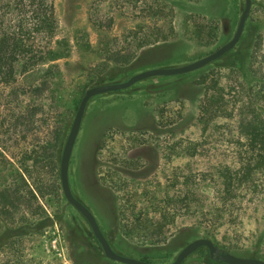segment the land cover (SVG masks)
Here are the masks:
<instances>
[{
  "label": "rangeland",
  "instance_id": "obj_1",
  "mask_svg": "<svg viewBox=\"0 0 264 264\" xmlns=\"http://www.w3.org/2000/svg\"><path fill=\"white\" fill-rule=\"evenodd\" d=\"M245 5L246 0H55L57 46L65 57L36 66L18 82L21 88L43 77L50 82L41 99H23L30 106L45 104L39 128H15L8 110L0 118V191L22 192L13 197L10 216L18 221L14 226L32 234L20 245L30 264H123L105 256L89 223L63 193L60 162L81 100L91 87L213 53L232 39ZM162 35L169 40L153 42ZM143 37L153 44L139 46ZM4 92L0 88V99ZM212 95L223 99L206 112L203 105ZM257 104L264 108V0H252L243 36L228 55L193 72L151 77L89 102L71 158L70 184L117 253L169 264L191 241L212 239L205 229L211 228L218 232L219 252L225 247L264 259V195L259 192L241 194L233 215L215 227L200 225L194 215L179 216L160 243L128 234L125 226L147 208V195L181 189L172 187L177 170L216 177L221 164L236 166L240 115ZM60 127L58 163L52 168L44 159L33 166L35 152L54 142ZM212 184L199 188L206 205L216 194ZM125 199L132 201L122 213ZM1 226L0 264H14L19 247L4 248ZM208 255L201 248L184 264H210Z\"/></svg>",
  "mask_w": 264,
  "mask_h": 264
},
{
  "label": "trees",
  "instance_id": "obj_2",
  "mask_svg": "<svg viewBox=\"0 0 264 264\" xmlns=\"http://www.w3.org/2000/svg\"><path fill=\"white\" fill-rule=\"evenodd\" d=\"M58 28L55 0H0V88L5 89V95L0 99V118L3 112L8 110L14 118L15 128L20 125H24L27 130L39 128L37 123L42 121L39 115L45 112V104L30 106L23 99H41L49 89L50 82L43 77L38 84L30 88H21L18 82L24 74L29 73L36 66L48 60L65 57L57 46ZM169 38L168 35L157 36L153 42H167ZM149 39L151 38L143 37L139 46L153 44ZM229 53L230 51L224 56ZM113 61L118 60L113 59ZM235 70L241 72L238 68ZM221 99L223 98L220 96H208L207 104L203 105V109L210 112V108L219 103ZM1 124L6 125V122L3 121ZM6 129L8 130V127ZM62 136L63 129L57 128L54 142H50L48 146L43 147L42 145L35 152L33 166H38L44 159H47V163L52 168L51 164L58 163L57 157ZM237 143L241 150L236 166L221 164L217 169L216 177L215 174L208 172L184 173L177 170L172 187L177 189L179 186L181 189L172 193L167 188L162 190L161 194L155 192L147 195L145 197L147 208L127 220L125 224L127 233H141L143 238H153L154 241L160 243L165 229L169 224L175 223L179 216L194 215L200 225L215 227L220 219L233 215V206L244 192L253 191L264 195V108L261 105H254V110L241 113ZM209 181L213 183L216 194H213L212 199L208 200L209 204L206 205L203 196L199 194V188ZM10 190L11 188L0 191V223L5 227L3 234L6 236L3 246L13 251L19 247L16 255L17 262L14 264H30L20 245L32 234L22 232L21 226H14L18 225V221L10 216L11 208L15 207L13 197L22 192L20 188H17L12 191L14 194L11 195ZM32 196L35 200L38 199L34 193ZM131 201L125 199L123 206L120 205V212L129 211ZM38 209L42 207L38 205ZM151 215L155 218L150 217ZM26 216L23 214L21 217L26 220ZM205 229L215 243H218L217 230ZM222 249L225 250L221 252L236 254L231 249L227 250L225 247ZM208 261L210 264H226L213 259L210 253Z\"/></svg>",
  "mask_w": 264,
  "mask_h": 264
},
{
  "label": "water",
  "instance_id": "obj_3",
  "mask_svg": "<svg viewBox=\"0 0 264 264\" xmlns=\"http://www.w3.org/2000/svg\"><path fill=\"white\" fill-rule=\"evenodd\" d=\"M251 8H252V0H246V5L242 12L238 24V28L234 36L228 43L221 46L213 53L186 65L172 67V68H153V69L145 70L133 75L126 81L97 85L89 88L86 91V94L81 100L71 130L69 132L68 138L63 148L61 162H60V179L65 197L67 198L69 203H71L87 219V221L89 222L90 226L93 229L96 238L100 242L107 258L123 264H159V263H153L150 261H145L117 253L113 249L108 239L106 238L105 234L103 233L94 213L83 202H81L74 195L72 191L70 178H69L70 163H71L74 146L78 138L89 102L98 95L127 89L133 86L135 83L151 77L176 76V75L190 73L207 66L208 64L212 63L213 61L219 59L220 57L224 56L226 53L231 51L240 42L245 30V26ZM205 247L209 250V253L213 259L220 260L226 264H264V259L261 258L243 257L230 252H219L217 246L215 245V242L210 238H198L191 241L179 252L176 259L169 264H182L192 254L197 252L199 249Z\"/></svg>",
  "mask_w": 264,
  "mask_h": 264
},
{
  "label": "flooded vegetation",
  "instance_id": "obj_4",
  "mask_svg": "<svg viewBox=\"0 0 264 264\" xmlns=\"http://www.w3.org/2000/svg\"><path fill=\"white\" fill-rule=\"evenodd\" d=\"M75 195V194H74ZM80 200V199H79ZM81 201V200H80ZM82 202V201H81ZM80 212V211H79ZM81 213V212H80ZM82 214V213H81ZM82 216H83V214H82ZM84 217V216H83ZM85 218V217H84ZM86 219V218H85ZM87 220V219H86ZM98 221V220H97ZM88 222V221H87ZM89 223V222H88ZM99 223V222H98ZM90 225V224H89ZM100 225V224H99ZM91 227V226H90ZM101 227V226H100ZM91 229H92V227H91ZM92 231H93V229H92ZM94 233V232H93ZM95 235V234H94ZM96 237V236H95ZM107 238V237H106ZM98 240V239H97ZM99 242V241H98ZM100 243V242H99ZM101 245V244H100ZM103 249V248H102ZM103 252H104V250H103ZM105 254V253H104ZM106 256V255H105Z\"/></svg>",
  "mask_w": 264,
  "mask_h": 264
}]
</instances>
